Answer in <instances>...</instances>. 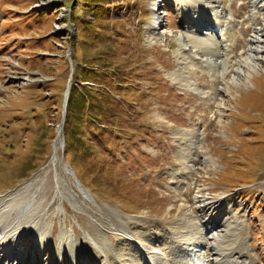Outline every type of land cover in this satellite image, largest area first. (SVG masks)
<instances>
[{
    "label": "rangeland",
    "instance_id": "374dc122",
    "mask_svg": "<svg viewBox=\"0 0 264 264\" xmlns=\"http://www.w3.org/2000/svg\"><path fill=\"white\" fill-rule=\"evenodd\" d=\"M77 1L0 0V205L32 182L18 199L43 202L35 213L51 230L49 240L60 244L63 229L77 242H90L88 233L96 234L97 226L111 242L108 260L119 264L115 251H122L123 233L110 224L109 217L116 218L111 212L120 213L138 239L145 232L185 241L191 225L182 222L186 216L203 221L197 207L207 197L223 204L214 216L236 221L239 231L224 247L241 246L254 264H264V59L234 82L237 60L246 57L255 33L252 16L264 25V0H222L237 25L228 52L234 70L225 78L195 61L184 67L176 55L180 43L170 31L192 30L180 20L194 15L192 0L184 1L188 6L181 0H121L100 16ZM157 11L167 13L165 36L154 34ZM86 25L101 29L90 33ZM186 76L204 96L182 85ZM70 83L77 96L91 95L97 107L111 111H87L90 120L99 118L92 127L73 120L62 143L58 131ZM187 132L196 142L192 158ZM58 175L65 194L58 192ZM5 217L0 212L9 229L16 215ZM33 235L24 233L20 244L23 255L29 251L26 261L36 263ZM49 240L39 254L44 260L51 257ZM205 244L211 263V240ZM87 252L80 264H97L93 253L104 258L94 243ZM66 258L59 264H72Z\"/></svg>",
    "mask_w": 264,
    "mask_h": 264
},
{
    "label": "bare ground",
    "instance_id": "6f19581e",
    "mask_svg": "<svg viewBox=\"0 0 264 264\" xmlns=\"http://www.w3.org/2000/svg\"><path fill=\"white\" fill-rule=\"evenodd\" d=\"M184 1L185 0H181V6H188ZM251 2L253 4L255 3L253 0ZM191 6L194 15L189 18L186 17L187 19L183 17L180 20L186 24H193L196 27L195 30L193 32L178 31L176 33L170 31V35L172 37L174 36L180 43V48L176 53L180 60V64L187 67L191 64V61H195L197 65L201 64L204 66L212 75L219 73L222 75V78H225L228 75V72L234 70V68L230 69L231 62L228 58V52L233 48V45H235L233 42H230L231 37L237 33L235 17L231 10L225 7L222 0H192ZM165 13L166 12H160L155 16L156 22L153 24V30L155 31L154 34H165L162 32V25L166 20L162 14ZM205 15L208 16L206 17ZM252 21L255 27V33L249 39L250 46L249 49L247 48L248 52L246 57L242 58L241 56V58H238L237 60V65L234 70V82H238L240 78L245 76L249 69H256L258 61L264 59V25L259 27L253 16ZM200 30L202 32H200ZM216 44L222 47L223 52L219 50ZM184 72L185 68L184 70H179L177 74V79H179L180 82L183 81L182 74ZM184 80L185 82L182 84L184 87L188 88L195 94L204 96V91L201 90L196 81L188 76L184 77ZM213 91H216L215 86ZM205 92L208 93L207 91ZM184 134L185 136L190 137L187 138L189 139L187 144V147L189 146V151L187 153L188 156L192 158L194 155V149L196 148V142H194L192 138L195 137L188 132ZM199 147H201V145ZM57 150L58 144L56 145V152L54 160L52 161L55 165L57 164L59 155ZM189 161L190 160H188V162ZM62 178V175L57 176L58 192L65 194L62 191V184L60 182ZM31 185L32 182L25 187V192L19 190L18 193L10 196V199H5L4 203L2 202L0 205V212L4 217L5 215L9 217L14 214L16 215V221L13 225L9 226V229L3 227V220V222L0 221V264H59L58 260L60 257H62V260L66 258L64 253L67 254V256H70V263L80 264V261L84 262L89 256L87 250L91 243H94L104 255V258H100L97 257V253H93V256L96 257L97 264H112V262L108 260L110 257L108 248L111 246V242L106 235L102 234V231L98 229L97 226H94L96 234L92 235L91 233H88L91 240L90 242L86 239L77 242L74 236L68 234L63 229V236L61 237L60 244H54L51 239L49 240L48 238H51L49 237L51 236V230L41 222L39 214L35 213L36 210L43 209V202H37L35 197L33 199L31 198L33 201L29 199L26 201H19L18 199L21 194L25 196L26 193L31 191ZM74 200L76 205L81 208L77 199ZM199 200L204 203L197 207L199 208L203 221H199L198 224L194 221L192 222L191 216H186L185 219L183 218L184 222L182 223H189L191 225H187V227H189L187 231L188 239L185 241L178 240L174 235L162 239L161 237L157 238L153 235H146L145 232L139 240V236L135 235V233L131 234L128 228H126L122 215L118 212H111L113 213V216L114 214L116 215V218L114 219L110 216V224L114 227L116 226L118 230L123 233V237L120 238L121 241L119 243L121 247H123L122 251L120 253L115 251V255L119 258V264H254L251 261L249 254H247L241 246H234L229 249L224 247L225 239L228 235L236 233L239 230L236 229V221H231L228 217L214 216V213L220 210L219 208H221V205L223 204L207 197H203ZM94 223L101 225L99 219L94 220ZM218 224H222L224 228L217 232L214 230V227ZM204 232H206L207 235L205 237L203 236ZM211 232L215 233L210 234ZM24 233L34 234L32 238L35 239V247L33 250L35 256L34 261H36V263L26 261L27 256L30 255L29 251H27L26 255H23L22 253V246L20 243L22 238H24ZM47 240L50 241L52 246L50 260H44L39 257L40 252L48 248L44 245ZM207 240H211L210 250L215 252V258L211 259L213 261L211 263H209L203 255V250L205 249V245H207L205 242ZM2 241L5 243L1 244ZM158 245H161L162 248ZM54 246L56 247L53 248ZM65 248H67V250L69 248L70 252H66ZM66 259L69 260L68 258Z\"/></svg>",
    "mask_w": 264,
    "mask_h": 264
},
{
    "label": "trees",
    "instance_id": "16d2710c",
    "mask_svg": "<svg viewBox=\"0 0 264 264\" xmlns=\"http://www.w3.org/2000/svg\"><path fill=\"white\" fill-rule=\"evenodd\" d=\"M83 1H84L87 8H93L94 7L95 8L94 10H96L97 15L100 16L101 14H103L104 9H108V6L110 4L111 5L118 4L121 0H83ZM79 2H80V0L77 1V3H79ZM116 7H118V6H116ZM100 21H102V20H100ZM85 27L88 30V32H90V33L94 32L96 29H101V27H95L94 25H86ZM77 39H78V34L76 37V42H77ZM75 61H76V59H75ZM75 76L76 75H74V77ZM88 82L97 83L95 80L88 81ZM76 87H73V89H72L73 94L71 95L70 105H69V113L70 114H68V119L66 122L65 131L67 129L71 130L73 120H81L82 119L83 124H85L87 127H92V124H90V121L92 122L93 120H97L99 118L97 115H94V119L92 120V118H91V120H90V118H89L88 114H86V112L87 111L92 112L93 108H95V107H96L95 109L97 111H99L100 113H102L103 115H107L111 111V109H109V108L97 107L98 102L94 99L92 100V98L90 97L91 95L80 93V95L77 96L75 94V91H74ZM88 88L91 89L92 86H88ZM47 89H49V88L47 87ZM74 94L76 95L77 100L74 99ZM94 96H95V94H94ZM79 101H81V102H79ZM87 104H89V106H87ZM78 113L83 114V116L79 115ZM80 150H82V149H80ZM79 153H82V151H80Z\"/></svg>",
    "mask_w": 264,
    "mask_h": 264
},
{
    "label": "water",
    "instance_id": "95a60500",
    "mask_svg": "<svg viewBox=\"0 0 264 264\" xmlns=\"http://www.w3.org/2000/svg\"><path fill=\"white\" fill-rule=\"evenodd\" d=\"M70 92H71V83L68 86L67 89V93H66V97H65V103H64V117H63V121L59 127V131H58V139L63 143V139L61 137V134L63 132L65 123H66V113H67V107H68V103H69V97H70Z\"/></svg>",
    "mask_w": 264,
    "mask_h": 264
}]
</instances>
